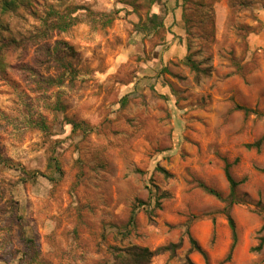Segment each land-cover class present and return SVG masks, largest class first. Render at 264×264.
Here are the masks:
<instances>
[{
    "label": "rangeland",
    "instance_id": "rangeland-1",
    "mask_svg": "<svg viewBox=\"0 0 264 264\" xmlns=\"http://www.w3.org/2000/svg\"><path fill=\"white\" fill-rule=\"evenodd\" d=\"M4 1L0 264H264V0Z\"/></svg>",
    "mask_w": 264,
    "mask_h": 264
},
{
    "label": "trees",
    "instance_id": "trees-1",
    "mask_svg": "<svg viewBox=\"0 0 264 264\" xmlns=\"http://www.w3.org/2000/svg\"><path fill=\"white\" fill-rule=\"evenodd\" d=\"M31 0H5L4 2H2V9L3 10H9V9H16L19 6H25V7H31ZM159 14L157 13H153L151 15V20L154 21V19H158ZM162 24L161 21L159 22H155L153 24L154 28L155 27H159ZM65 27V26H62ZM3 44L0 45V69H4V65H3ZM21 45V43H20ZM185 62L190 66L191 69H193L196 72L202 71L197 63H195L193 60H191V58L189 56L186 57ZM23 71L25 72H32L30 71V68L26 65H21ZM205 70H203L204 72ZM33 73L37 74V71H34ZM38 75V74H37ZM236 108L238 109H242L246 114L251 113V112H256L254 109L249 108V107H245V106H240V105H236ZM74 127H81V124L78 123L77 125H75ZM0 159H2L1 155H0ZM51 165H53V167L58 171L60 170L59 167V162L57 161L56 158H51ZM229 166L230 164L225 162L224 164V174L225 177L229 183V188H230V197H233L235 195V189L237 187V185L239 184V181H236L232 175L230 174L229 171ZM165 176H170L169 172L166 171L164 168H158ZM262 171L264 172V168H262ZM200 187H202L206 192H208L209 194L214 195L217 198H221V195L218 191H216L215 189L205 185L204 183L200 182ZM156 189L157 187L153 185V188L151 186V188H149V194L150 195H155L156 193ZM160 197V196H159ZM158 203V202H156ZM143 204H145L142 201H137V206H142ZM159 205V204H157ZM135 211H136V206L134 207V209L132 210V213L130 215L129 218V224H133L134 223V218H135ZM149 213V218L152 219V213L151 210L148 212ZM228 221H229V225L230 228L232 230L233 235L235 234V224L234 221L232 219V217L228 216ZM189 242L191 244V248L197 250L199 253H201V255H203V257L206 259V253L205 251L202 249V247L197 243V241L193 238V237H189ZM176 244H168V245H162L159 246L153 250L149 249L148 247L145 246H138V245H130L126 248H124L123 250H120L119 252H117L116 257L119 261V264H151L152 258L156 255H159L161 253H164L166 251H170L173 250ZM261 245V244H260ZM260 245L258 247H260Z\"/></svg>",
    "mask_w": 264,
    "mask_h": 264
},
{
    "label": "crops",
    "instance_id": "crops-1",
    "mask_svg": "<svg viewBox=\"0 0 264 264\" xmlns=\"http://www.w3.org/2000/svg\"><path fill=\"white\" fill-rule=\"evenodd\" d=\"M181 0H170L169 3L173 4L172 8H169V14H167V20L170 23H174L173 30L175 31L176 35H181V7H180ZM177 4V6H176ZM157 13V12H156ZM226 9L222 3L218 4L215 7V21L217 28H221L223 21L225 19ZM256 37V35H253ZM256 40L251 38V44L253 45Z\"/></svg>",
    "mask_w": 264,
    "mask_h": 264
}]
</instances>
